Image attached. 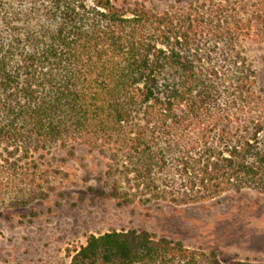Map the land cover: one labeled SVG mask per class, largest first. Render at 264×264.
I'll return each mask as SVG.
<instances>
[{
    "label": "trees",
    "instance_id": "1",
    "mask_svg": "<svg viewBox=\"0 0 264 264\" xmlns=\"http://www.w3.org/2000/svg\"><path fill=\"white\" fill-rule=\"evenodd\" d=\"M264 0H0V197L47 199V155L107 161V194L177 206L264 194V96L246 44ZM68 264H264L149 231L89 235Z\"/></svg>",
    "mask_w": 264,
    "mask_h": 264
},
{
    "label": "rangeland",
    "instance_id": "2",
    "mask_svg": "<svg viewBox=\"0 0 264 264\" xmlns=\"http://www.w3.org/2000/svg\"><path fill=\"white\" fill-rule=\"evenodd\" d=\"M178 1L153 0L161 10ZM246 49L264 96V45L248 42ZM106 173L103 155L83 145L73 159L65 151L47 155L37 179L54 189L47 199L17 206L16 190L0 197V264H68L67 249L83 246L89 235L123 230L179 240L225 261L264 262V194L245 190L198 205H142L102 194L110 191Z\"/></svg>",
    "mask_w": 264,
    "mask_h": 264
}]
</instances>
